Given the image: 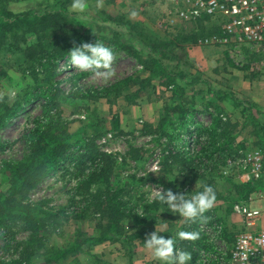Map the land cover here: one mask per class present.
Instances as JSON below:
<instances>
[{
	"label": "rangeland",
	"instance_id": "1",
	"mask_svg": "<svg viewBox=\"0 0 264 264\" xmlns=\"http://www.w3.org/2000/svg\"><path fill=\"white\" fill-rule=\"evenodd\" d=\"M64 2L0 0V9L11 15L28 13L39 17L31 20L35 21L33 24L17 29L13 39L8 36L0 49V105L12 104L25 89L47 79L44 66L52 72L55 46L63 38L68 41L76 36L92 38L91 42L101 41L116 54L113 75L107 81L92 72H80L70 62L58 60L50 83L58 89L61 101L53 106H48L43 98L30 101L0 127V194H6L10 187L3 164L20 162L26 155L24 139L35 121L48 115L53 120L52 130L65 132L73 144L58 165L50 168L19 199L31 209L39 210L38 218L44 221L37 228L35 249L28 262L44 264V251L66 250L78 239L98 236L97 221L90 218V214H95L94 208L78 221L65 219L63 215L54 219L57 214L51 215L62 209L67 211L65 215H71L70 207L74 209L73 205L81 200L75 192L78 182L96 168L89 157L92 153H101L110 156L108 159L112 161L108 166L109 176L104 180L108 179L109 187L117 192L128 213L123 225L124 237L137 227L146 228L145 238L155 229L165 237L178 231L195 233L197 239L177 241L178 247L191 253L189 264H228L235 235L243 228V221L232 207L231 212L226 211L227 206L234 205L229 195L236 197L232 187L238 185L235 177L228 176L233 173L236 176V172L222 174V171L232 157L263 147V137L256 133L260 126L254 120L264 122V106L254 103L253 98L264 100V69L250 71L247 63L252 60L251 54L246 49H233L232 43L200 45L208 38L196 43L177 42L168 50L152 55L183 89L174 101L173 90L166 89L162 85L166 80L161 78L142 83L141 94L132 102L124 96L136 92L138 86H122V95L115 98L113 91L105 92L107 87L126 78L149 79L138 61L123 50L124 46L150 57L154 45L174 42L176 36L192 31L205 32L211 25H218V21L203 17L185 20L177 11L184 6L179 4L176 8L172 0H86V9L79 14L70 13L72 2ZM215 36L218 40L222 38V34ZM103 94H109V99ZM165 103L184 105L185 122L176 115L166 116ZM219 120L236 127L223 134ZM187 128L191 136L185 133ZM197 129L213 130L215 139L224 140L231 150L215 171L211 172L210 166L205 170L207 163L202 159L189 158L200 148L195 142ZM203 184L214 188L217 199L211 209L194 221L172 211L167 215L161 203L157 210L149 208L155 201L152 188L190 195L201 190ZM254 206L261 211L264 201ZM4 220L8 218L1 216L0 260L24 259L33 243H29L27 233L19 230L18 220L9 223V227ZM127 246V243L108 241L96 245L85 243L81 252L58 264H158L143 242L136 240L132 248Z\"/></svg>",
	"mask_w": 264,
	"mask_h": 264
},
{
	"label": "trees",
	"instance_id": "2",
	"mask_svg": "<svg viewBox=\"0 0 264 264\" xmlns=\"http://www.w3.org/2000/svg\"><path fill=\"white\" fill-rule=\"evenodd\" d=\"M64 1L66 3L72 2V0ZM33 18L37 19L39 17L30 16L28 13L14 16L6 12L4 9H0V49L4 46L5 42L8 41V36H10L12 39L14 36H16L15 31L17 29L25 26L26 24H33L35 22L31 21L34 20ZM195 25L201 26L202 22H197ZM216 34H218V36L221 35V30L219 25L213 24L205 32L192 31L187 35L176 36L174 42L162 41L159 44L154 45V47L151 49L150 57L147 55L141 56L139 52H136V50L124 46L123 50H126L131 57L138 61L143 71L149 75V79L141 80L137 78L133 80L132 78H126L112 86L107 87L105 92L109 90L111 92L113 91L116 98L122 95V86L129 88L138 86L139 89L136 92L131 95L124 96L126 101L132 102L141 94L143 88L142 83H150L151 79L161 78L166 80L165 82H162V85L165 86L166 89L171 88V90H173L171 99L174 101L176 95L181 93L183 89L174 82L175 80L173 79L172 74L162 68L159 60L152 57V55H157L168 50L169 48L176 45L177 42L196 43V41L201 38L204 40L206 38L216 37ZM91 40L94 39L76 36V38L73 40L68 41L67 38H63V40L59 41L61 43L55 46V52L53 53V58L55 61L51 67L52 72L48 70V67L44 66V73L47 79L36 87L30 88L29 90L25 89L12 104L9 105L1 103L0 127H4L6 120L21 111L23 105L29 103L30 101L43 98L46 100V104L48 106H53V103L56 101H61V97L58 96V89L54 88L50 83L52 80V74L57 69L56 62L58 60L70 62L69 50L73 47V43L81 44L95 42H91ZM33 54L29 53V55ZM103 97L109 99L110 96L109 94H103ZM111 101L112 100H109L108 103L111 104ZM185 110L186 108L181 104H174L173 106H170L165 103L164 107V113L166 116L176 115L180 119L183 118L181 121L184 120V122L185 118L183 115ZM254 121L255 124L260 126L256 133H261L263 137L264 122H259V120ZM52 122L53 120L49 118L48 115H45V117L35 121L33 124L34 127L27 131V135L24 139L27 149L26 155L20 162H5L3 164L4 171L7 170L9 175L10 187L6 194H0V215L8 218L7 221L4 220V224L7 227H9L8 225H11L9 223H14L18 220L17 222H19V230L28 234L27 239H30L29 243H33V246L26 250L27 253L24 259L19 258L14 261L0 260V264H31L28 262V257L32 255L33 250L35 249L36 238L34 237L37 234V228L42 225L44 221L38 218V214L36 212L39 210L31 209V207L22 203L19 199L31 189H33L41 180V178L46 175L50 168L58 165L63 154L73 145L71 144L70 137L65 135V132L63 133L60 130H52ZM218 124H220V127L222 128L223 134H225L226 130L236 127V125H230L229 122L221 123L220 120L218 121ZM188 130L190 129L187 128L185 133H189L191 136V132ZM200 131L201 130L198 129L194 131L195 142L200 144V148L197 152L191 153L189 158L192 156L198 160L202 159L207 163V166L204 169L207 170V168L210 166V171L212 172L217 169L218 163H222V160L227 156L225 154L231 152V150L229 149L228 144H225L224 140L221 141L219 139H215L212 133L213 130L207 129L205 132ZM174 137L176 138L177 135ZM202 137L204 140L200 141ZM226 139L228 140L229 138L227 137ZM217 142L219 146H217ZM189 144H191V142H189ZM178 153L182 152L178 151ZM109 157L110 156H106L101 153H92L89 158L91 161H93V166H96V168L94 169V172H91L90 174L88 173L89 175L87 174L80 180V182H78V187L75 190L77 195L80 196L81 200L76 205H73L75 207L74 209L70 207V216L65 215L68 213L64 209L51 215L54 216L57 214L53 217L54 219H57L58 215H63L65 219L78 221L79 219L87 217V211H89L90 208H94L95 214L98 215V218L95 217V214H90V218L97 221V228L99 231L98 236L92 238L89 237L81 241L78 239L66 250L49 249L44 251V264H58L61 260H67L70 255H75L78 252H81L85 243L88 245H96L102 244L105 241L110 243L120 242L127 243V247L132 248L133 243L136 240L140 241L141 243L145 240V234L147 233V230L144 227H137L132 234L124 237L126 236V231L123 225L128 217L126 207L119 201L117 192H113V189L109 187L110 184L108 179L106 181L104 180L109 176L110 169L108 166L110 163H112V161L108 159ZM104 184L106 187H104ZM101 185H103V187H101ZM253 188L255 189V186L253 185L234 184L232 191H235L236 197L232 198V196L229 195L230 202L234 204L239 200L247 198L251 192L254 191ZM159 203V201L155 200L149 208L157 210L160 208ZM166 206L167 205L163 206L162 208L167 215H170L171 211L167 209ZM231 207L233 206H227L226 211L229 210L231 212ZM145 219L149 218L145 217ZM229 242L231 243L232 240H229ZM38 246L40 247V245Z\"/></svg>",
	"mask_w": 264,
	"mask_h": 264
},
{
	"label": "built area",
	"instance_id": "3",
	"mask_svg": "<svg viewBox=\"0 0 264 264\" xmlns=\"http://www.w3.org/2000/svg\"><path fill=\"white\" fill-rule=\"evenodd\" d=\"M181 18L195 21L200 17L218 21L222 38L206 39L200 45H229L246 49L252 60L247 63L252 72L264 69V0H172ZM181 2V3H180ZM175 6L171 9L175 10ZM180 18V19H181ZM228 160L222 174L235 171L238 185L258 184L245 199L234 203V213L242 217L243 228L235 235L228 264H264V209L255 207L264 201V135L262 149H256ZM228 168V169H227Z\"/></svg>",
	"mask_w": 264,
	"mask_h": 264
},
{
	"label": "clouds",
	"instance_id": "4",
	"mask_svg": "<svg viewBox=\"0 0 264 264\" xmlns=\"http://www.w3.org/2000/svg\"><path fill=\"white\" fill-rule=\"evenodd\" d=\"M87 7L86 0H72L70 13H83ZM135 15V13H132ZM115 52L101 41L94 43H73L69 50L71 65L80 72H92L95 76L107 81L113 75L112 65ZM154 199L167 205L168 209L185 220L194 221L211 209L217 199L214 188L210 185H201V190L192 194L174 193L171 190H154ZM198 234L178 231L170 237L161 235L156 229L143 241L158 264H189L191 253L178 247V239H197Z\"/></svg>",
	"mask_w": 264,
	"mask_h": 264
},
{
	"label": "crops",
	"instance_id": "5",
	"mask_svg": "<svg viewBox=\"0 0 264 264\" xmlns=\"http://www.w3.org/2000/svg\"><path fill=\"white\" fill-rule=\"evenodd\" d=\"M253 97H256V96H253ZM253 99L255 101V102L253 101L254 103H257V104L260 103V104H258L260 107L264 106V100L260 99L259 97H256V98H253ZM259 99H260L261 102H258Z\"/></svg>",
	"mask_w": 264,
	"mask_h": 264
}]
</instances>
